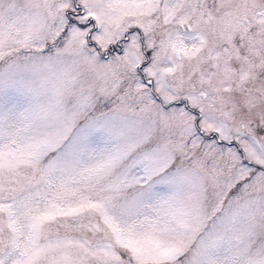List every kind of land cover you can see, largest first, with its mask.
Listing matches in <instances>:
<instances>
[{
  "label": "snow or ice",
  "instance_id": "6c2138e0",
  "mask_svg": "<svg viewBox=\"0 0 264 264\" xmlns=\"http://www.w3.org/2000/svg\"><path fill=\"white\" fill-rule=\"evenodd\" d=\"M0 264H264V0H0Z\"/></svg>",
  "mask_w": 264,
  "mask_h": 264
}]
</instances>
